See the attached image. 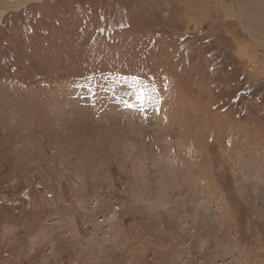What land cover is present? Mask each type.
<instances>
[{
    "label": "rangeland",
    "instance_id": "rangeland-1",
    "mask_svg": "<svg viewBox=\"0 0 264 264\" xmlns=\"http://www.w3.org/2000/svg\"><path fill=\"white\" fill-rule=\"evenodd\" d=\"M263 26L264 0L0 15V264H264Z\"/></svg>",
    "mask_w": 264,
    "mask_h": 264
},
{
    "label": "bare ground",
    "instance_id": "bare-ground-1",
    "mask_svg": "<svg viewBox=\"0 0 264 264\" xmlns=\"http://www.w3.org/2000/svg\"><path fill=\"white\" fill-rule=\"evenodd\" d=\"M36 1H39V0H0V15L5 14V13H7L9 11L19 10V9L27 6L28 4H31L32 2H36ZM256 15H257V18H258V14H256ZM259 15H261V14H259ZM260 22H261V19H260ZM256 29H258V28H256ZM260 30H263V29H260ZM258 32H260V31H258Z\"/></svg>",
    "mask_w": 264,
    "mask_h": 264
},
{
    "label": "trees",
    "instance_id": "trees-1",
    "mask_svg": "<svg viewBox=\"0 0 264 264\" xmlns=\"http://www.w3.org/2000/svg\"><path fill=\"white\" fill-rule=\"evenodd\" d=\"M242 80V79H241ZM241 80H239V81H241Z\"/></svg>",
    "mask_w": 264,
    "mask_h": 264
}]
</instances>
